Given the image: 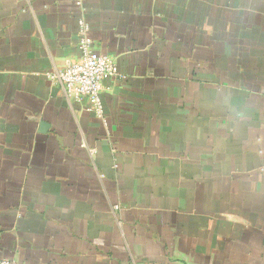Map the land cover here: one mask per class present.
Segmentation results:
<instances>
[{
  "label": "crops",
  "instance_id": "1",
  "mask_svg": "<svg viewBox=\"0 0 264 264\" xmlns=\"http://www.w3.org/2000/svg\"><path fill=\"white\" fill-rule=\"evenodd\" d=\"M0 258L264 264V0H0Z\"/></svg>",
  "mask_w": 264,
  "mask_h": 264
},
{
  "label": "built area",
  "instance_id": "2",
  "mask_svg": "<svg viewBox=\"0 0 264 264\" xmlns=\"http://www.w3.org/2000/svg\"><path fill=\"white\" fill-rule=\"evenodd\" d=\"M78 26L79 59L51 75V78L62 84L68 96L75 99L90 98L93 109L99 116H103L104 82L117 75V66L107 55L94 49L93 40L89 35V25L83 18L78 19ZM0 264L19 262L14 258H0Z\"/></svg>",
  "mask_w": 264,
  "mask_h": 264
}]
</instances>
